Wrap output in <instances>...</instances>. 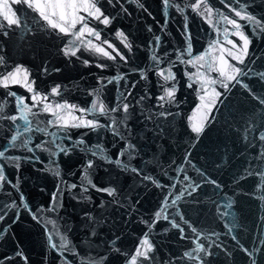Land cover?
<instances>
[{"label":"water","instance_id":"95a60500","mask_svg":"<svg viewBox=\"0 0 264 264\" xmlns=\"http://www.w3.org/2000/svg\"><path fill=\"white\" fill-rule=\"evenodd\" d=\"M95 2L111 22L89 17V26L115 59L84 48L65 56L72 37L24 4L8 0L19 24L0 15V77L22 66L44 103L75 105V116L101 125L49 123L55 117L32 107L34 93L0 86V264H131L145 234L152 250L137 264H264V27L232 11L264 24V0H208L214 22L242 25L243 63L221 49L240 53L227 42L243 44L236 29L221 20L217 31L186 7L195 0ZM222 55L240 69L224 68L234 80L217 70ZM161 69L175 79L165 82ZM171 87L174 98L160 100ZM17 97L32 111L22 113ZM96 100L106 115L79 111Z\"/></svg>","mask_w":264,"mask_h":264},{"label":"snow or ice","instance_id":"6c2138e0","mask_svg":"<svg viewBox=\"0 0 264 264\" xmlns=\"http://www.w3.org/2000/svg\"><path fill=\"white\" fill-rule=\"evenodd\" d=\"M13 3H19L24 4L28 8H31L34 12H37L39 16L48 22L49 25H51L52 28L58 29L59 32L64 33L65 35H70L72 37L71 41L65 46L63 49L65 56H76L77 53L81 50V48H84L87 51L98 53L102 56L108 57L110 59H115L114 56L107 50V49H113L115 50L114 45L110 44L106 40H101L100 32L96 31L95 28L89 26L88 18H92L94 20L100 21V23L104 25H108L111 20L108 16H105L103 12L101 11L100 7L97 6V3L95 0H12ZM165 6H169L170 0H164ZM178 10L180 9L178 5H176ZM186 7H191V9L194 12H199L201 15L205 16L209 24H212L214 28H216L217 31H219V25L220 21H224L225 23L231 25L234 29H236L234 35L239 36L240 40L243 41L242 45H237L235 41L229 39L227 42L233 46V48H240V53H233L232 49H225L223 48V45H221V49L223 52H226L228 56H231L233 59L239 60L241 63H243V55L247 54V48L250 43L249 38L244 35V33L240 30L242 25L238 22L236 19H231L228 16L220 15L219 19L215 22L213 21V9L208 4V0H195L194 3L191 5H186ZM83 10L87 12V16H81L79 15V12ZM232 11L235 13V16L238 17L240 20H248L253 23L257 24V27H264V24H262L259 21H256V18L250 15H247L246 13H242L239 10L232 9ZM11 13V14H10ZM0 15L3 16V18L7 21L9 25H16L19 24V19L15 18V13L11 12V6L8 3V0H3V3L0 4ZM55 18V19H54ZM80 25L79 28H77V25ZM225 35H227L228 30L224 29ZM118 37L121 38V40H126V36L123 32H117L116 34ZM95 41H100L99 44L95 43ZM157 41L159 40V37L156 38ZM218 43V41L213 42L212 45H210V48L214 47L215 44ZM104 45H107V49L104 47ZM126 47H130V45H125ZM119 55V53L117 52ZM123 59V57H121ZM153 59H156L153 57ZM221 66L217 69L221 75L226 76L228 80H234V75H228L225 71V67H232L228 65V61L223 57V55L219 58ZM204 60V56H198L195 57L194 60H189L188 63H198L199 61ZM85 64L88 63V61H84ZM100 67H103V65H99ZM232 71L239 73L240 69L232 67ZM157 75L159 77H162L165 82L174 80L175 77L171 73L170 70L167 71V75H165V70L161 69ZM121 77H113V80H118ZM200 78V77H198ZM111 83L112 81H108ZM213 83L215 81H212ZM9 84H21L23 87L27 88L29 92L34 93L31 96V100L34 102L32 104V107H37L38 104L43 105L39 110L46 113H52L55 117L54 121H50L49 123H56L59 124L62 128L67 127H87L91 129H95L97 127H101V125L95 120V119H84L82 117H77L73 114V111L76 110L75 105H68V104H57L55 106H52L51 104H46L44 101L48 99L47 95L41 94L38 91H35L33 85L34 81H29L28 72L26 69H23L22 66H17L13 71L8 72L7 75H4L0 77V86L7 88ZM59 85L51 89L52 95H58L59 94ZM225 88H227V84L224 85ZM11 96H16L15 93H9ZM216 95H219L218 93ZM175 96V88H165L164 89V95L159 97L160 100H164L165 98L173 99ZM204 97H201V100H203ZM17 105H22L21 112H31L32 107H28L24 102V97H17L16 98ZM264 103V101H262ZM128 104H123V111L127 112L128 110ZM67 110V111H64ZM82 113H99L101 115H106L109 111L107 106L101 101L96 100L93 101L91 109H79ZM111 111H116L115 108H112ZM25 121H27L28 117L27 115H24L22 117ZM12 121H15L17 119L16 116L10 117ZM113 123H116L113 121ZM192 130L196 133H200L203 130V124H194ZM25 131H28V128H25ZM17 136H13L12 140H16ZM261 139H264V136L261 137ZM26 146V145H25ZM37 148H41L42 145H36ZM61 151H65V149L61 148ZM5 149L4 151H0V158L5 157ZM91 166V162H89V167ZM4 176L3 173L0 172V180H3ZM73 188L76 187V185H72ZM99 191L107 192L109 195H112L115 191V189H98ZM55 199V194H54ZM165 203H167V200H165ZM173 204L175 201L172 202ZM156 219H159L161 213L157 212ZM3 217L0 216V219ZM167 218V217H165ZM155 222V221H153ZM175 228H180L179 224L173 223L172 225ZM182 231V229H181ZM195 231V229H193ZM63 246V245H62ZM52 247H56L55 244L52 245ZM202 250V245L200 246ZM152 250V245L147 239V234H145V239L141 241L140 247L136 249V255L131 258V264H137V257H144L148 258V253ZM186 255H190L189 253H186ZM26 259V258H25Z\"/></svg>","mask_w":264,"mask_h":264}]
</instances>
